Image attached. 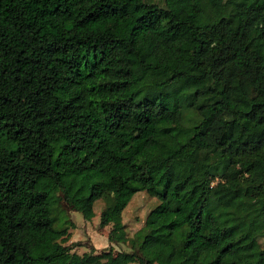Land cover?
<instances>
[{"label":"trees","instance_id":"obj_1","mask_svg":"<svg viewBox=\"0 0 264 264\" xmlns=\"http://www.w3.org/2000/svg\"><path fill=\"white\" fill-rule=\"evenodd\" d=\"M161 2L0 0V264H264V0Z\"/></svg>","mask_w":264,"mask_h":264},{"label":"rangeland","instance_id":"obj_2","mask_svg":"<svg viewBox=\"0 0 264 264\" xmlns=\"http://www.w3.org/2000/svg\"><path fill=\"white\" fill-rule=\"evenodd\" d=\"M144 1L157 3L158 5L162 4L161 0ZM156 203L157 200L154 197L148 196L144 191H138L133 194L121 213V221L126 237H131L142 226L146 213ZM103 206V199L96 200L93 204V217L90 220H85L78 212L71 210L63 202L59 201L57 203L55 210H61V214L72 223L71 226H68V239L63 243L70 247L71 252L81 254L83 252L93 251L97 253L106 250L110 246L114 252L129 250L126 242L114 244L107 240L110 224L103 227L98 225L99 212Z\"/></svg>","mask_w":264,"mask_h":264}]
</instances>
